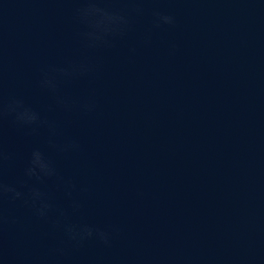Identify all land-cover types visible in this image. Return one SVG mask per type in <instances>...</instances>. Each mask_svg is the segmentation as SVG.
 <instances>
[{"label":"water","instance_id":"obj_1","mask_svg":"<svg viewBox=\"0 0 264 264\" xmlns=\"http://www.w3.org/2000/svg\"><path fill=\"white\" fill-rule=\"evenodd\" d=\"M0 186V264H264V0H0Z\"/></svg>","mask_w":264,"mask_h":264},{"label":"clouds","instance_id":"obj_2","mask_svg":"<svg viewBox=\"0 0 264 264\" xmlns=\"http://www.w3.org/2000/svg\"><path fill=\"white\" fill-rule=\"evenodd\" d=\"M85 14H88V13H91V12H94V11H99V9H94V8H89V9H85V10H82ZM161 19L165 22V23H173V17L171 16H163L161 17ZM96 39H101V37H96ZM78 71H80L81 73H85L88 71V69L84 66H81ZM30 119H34V117H30ZM72 147H78L77 145H72ZM35 157H36V160L34 161V163H39L40 161V155L39 153H35L34 154ZM42 168H46L47 166L46 165H41ZM31 172V170H30ZM0 189H2V186H0ZM7 191H12L11 189H5ZM17 196H19L20 194L19 193H16ZM48 206L47 205H42L41 209H40V214L41 215H44V210L47 208ZM66 232L68 233L69 237L73 240H77V241H80V240H83L85 238H88V237H92L93 234H94V230L91 229V228H88V227H84V228H81L79 231L76 230V228L74 226H66ZM96 235L103 240V242L107 243L108 242V234L103 232V231H99L97 230L96 231Z\"/></svg>","mask_w":264,"mask_h":264}]
</instances>
